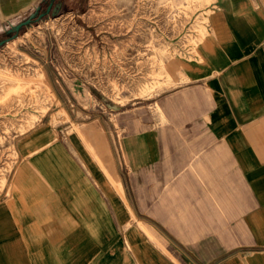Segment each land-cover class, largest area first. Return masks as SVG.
Instances as JSON below:
<instances>
[{
	"label": "crops",
	"instance_id": "obj_1",
	"mask_svg": "<svg viewBox=\"0 0 264 264\" xmlns=\"http://www.w3.org/2000/svg\"><path fill=\"white\" fill-rule=\"evenodd\" d=\"M205 28L157 94L166 123L41 120L14 139L0 264H264V0H211ZM199 132L211 147L182 154Z\"/></svg>",
	"mask_w": 264,
	"mask_h": 264
},
{
	"label": "rangeland",
	"instance_id": "obj_2",
	"mask_svg": "<svg viewBox=\"0 0 264 264\" xmlns=\"http://www.w3.org/2000/svg\"><path fill=\"white\" fill-rule=\"evenodd\" d=\"M48 1L9 12L0 5V39L10 24L37 5L43 11ZM56 1L61 4L54 14L0 45V193L16 160L14 139L41 120L80 132L84 121L97 118L119 135L166 123L157 94L173 89L181 60L197 54L211 3ZM210 147L203 132L182 135V154L200 156ZM149 181L156 182L155 170Z\"/></svg>",
	"mask_w": 264,
	"mask_h": 264
},
{
	"label": "water",
	"instance_id": "obj_3",
	"mask_svg": "<svg viewBox=\"0 0 264 264\" xmlns=\"http://www.w3.org/2000/svg\"><path fill=\"white\" fill-rule=\"evenodd\" d=\"M61 2L60 1H56L55 0H49L45 9L43 11H40V5H37L34 10L32 12H30L28 14V16H26L24 19L20 20L19 22L15 23V24H10V27L7 28L4 33H11V35L6 36L4 38L0 39V45L3 44L6 40H8L9 38H12L14 36H16L17 32L25 25H28L29 23H31L33 20L35 19H39L41 17H43L44 15L51 13L54 14L55 11L58 9V7L60 6Z\"/></svg>",
	"mask_w": 264,
	"mask_h": 264
},
{
	"label": "trees",
	"instance_id": "obj_4",
	"mask_svg": "<svg viewBox=\"0 0 264 264\" xmlns=\"http://www.w3.org/2000/svg\"><path fill=\"white\" fill-rule=\"evenodd\" d=\"M11 35V33H5L3 36H9Z\"/></svg>",
	"mask_w": 264,
	"mask_h": 264
},
{
	"label": "flooded vegetation",
	"instance_id": "obj_5",
	"mask_svg": "<svg viewBox=\"0 0 264 264\" xmlns=\"http://www.w3.org/2000/svg\"><path fill=\"white\" fill-rule=\"evenodd\" d=\"M39 12H40V10H39Z\"/></svg>",
	"mask_w": 264,
	"mask_h": 264
}]
</instances>
